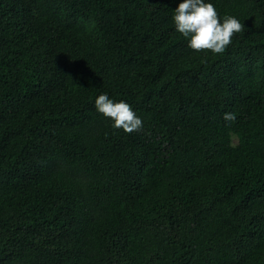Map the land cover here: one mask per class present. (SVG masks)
Instances as JSON below:
<instances>
[{
  "label": "trees",
  "instance_id": "16d2710c",
  "mask_svg": "<svg viewBox=\"0 0 264 264\" xmlns=\"http://www.w3.org/2000/svg\"><path fill=\"white\" fill-rule=\"evenodd\" d=\"M177 2L0 0V264H264V0L218 54Z\"/></svg>",
  "mask_w": 264,
  "mask_h": 264
},
{
  "label": "clouds",
  "instance_id": "9594fccd",
  "mask_svg": "<svg viewBox=\"0 0 264 264\" xmlns=\"http://www.w3.org/2000/svg\"><path fill=\"white\" fill-rule=\"evenodd\" d=\"M172 20L175 30L186 38L189 48L195 51L210 50L213 54L223 53L231 43L233 34L244 27L233 15L219 16L211 0H178ZM94 107L111 120L114 128L131 133L143 127L142 119L130 104L124 100H114L107 93L95 98ZM232 118L233 114L225 113V119Z\"/></svg>",
  "mask_w": 264,
  "mask_h": 264
}]
</instances>
